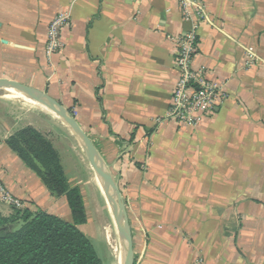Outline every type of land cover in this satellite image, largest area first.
<instances>
[{
  "label": "crops",
  "instance_id": "obj_1",
  "mask_svg": "<svg viewBox=\"0 0 264 264\" xmlns=\"http://www.w3.org/2000/svg\"><path fill=\"white\" fill-rule=\"evenodd\" d=\"M203 1L192 65L223 82L227 98L191 128L163 119L177 78L167 35L190 28L177 1L0 0V78L73 111L119 188L134 264H264V0ZM60 11L70 20L47 60ZM31 125L41 128L0 110V182L20 210L72 221L66 197L6 143ZM14 211L0 199L2 216Z\"/></svg>",
  "mask_w": 264,
  "mask_h": 264
},
{
  "label": "trees",
  "instance_id": "obj_2",
  "mask_svg": "<svg viewBox=\"0 0 264 264\" xmlns=\"http://www.w3.org/2000/svg\"><path fill=\"white\" fill-rule=\"evenodd\" d=\"M7 145L42 179L55 196H65L72 221L46 211L15 209L0 214V264H104L90 238L78 227L86 222L78 187L68 185L59 157L35 129H19Z\"/></svg>",
  "mask_w": 264,
  "mask_h": 264
},
{
  "label": "built area",
  "instance_id": "obj_3",
  "mask_svg": "<svg viewBox=\"0 0 264 264\" xmlns=\"http://www.w3.org/2000/svg\"><path fill=\"white\" fill-rule=\"evenodd\" d=\"M175 1L179 5L182 19L190 23V28L183 34L167 35L175 47L173 65L177 72V78L172 89L170 105L163 119L179 126L195 128L212 113L214 107L227 98V93L223 82L208 79L203 67L194 68L192 65L197 50V29L201 22L207 20L204 1ZM69 20V14L60 11L49 21L45 44L47 60L53 53L61 49L63 43L60 30L68 24ZM251 61L252 55L249 54L248 63ZM0 199L15 209H20L23 206V203L11 195L1 182ZM198 264H201L200 260H198Z\"/></svg>",
  "mask_w": 264,
  "mask_h": 264
},
{
  "label": "rangeland",
  "instance_id": "obj_4",
  "mask_svg": "<svg viewBox=\"0 0 264 264\" xmlns=\"http://www.w3.org/2000/svg\"><path fill=\"white\" fill-rule=\"evenodd\" d=\"M21 95L9 89H0V110L12 111L30 122H38L41 126L39 129L32 125L26 127L35 129L49 141L53 148L54 144L61 146L62 154L54 148L59 162L60 164L65 163L71 181L79 184L84 193L88 221L81 226V230L90 238L104 264H122L123 240L118 221L109 208L80 142L61 116L45 108L39 102L37 103L40 105L29 106L24 98L27 96ZM39 109L45 110L46 114ZM108 236L110 243L107 240ZM111 245L117 247L115 254H113Z\"/></svg>",
  "mask_w": 264,
  "mask_h": 264
},
{
  "label": "water",
  "instance_id": "obj_5",
  "mask_svg": "<svg viewBox=\"0 0 264 264\" xmlns=\"http://www.w3.org/2000/svg\"><path fill=\"white\" fill-rule=\"evenodd\" d=\"M0 89L15 90L27 94L43 102L59 116H61L70 131L80 142L90 162V165L104 191L109 208L118 221L121 237L123 240L122 264H134L135 259L131 226L124 202L122 201L121 195L119 193V188L113 182L110 172L103 163L95 145L93 144L87 133L81 128L72 111L52 98L46 92L29 85L19 83L17 81L0 78ZM102 167L105 168L106 172L103 171Z\"/></svg>",
  "mask_w": 264,
  "mask_h": 264
},
{
  "label": "bare ground",
  "instance_id": "obj_6",
  "mask_svg": "<svg viewBox=\"0 0 264 264\" xmlns=\"http://www.w3.org/2000/svg\"><path fill=\"white\" fill-rule=\"evenodd\" d=\"M12 91H15V90H12ZM15 92H18V91H15ZM18 93H20V95L23 94V95L29 97V98H27V97H25V98L29 101V103H30L31 105H40V104H41V105H43L45 108H47V109L51 110L52 112H54L51 108H49V107H48L47 105H45L43 102H41V101H39V100H37V99H35V98H33V97L27 95V94H24V93H21V92H18ZM23 95H22V96H23ZM23 97H24V96H23ZM30 98H31V99H30ZM32 99H33V100H32ZM37 102H39L40 104H38ZM54 113L57 114L56 112H54ZM57 115H58V114H57ZM58 116H59V115H58ZM93 172H94V171H93ZM94 175H95V173H94ZM95 178H96V180H97L99 186L101 187V185H100V183H99V181H98L96 175H95ZM101 189H102V187H101ZM102 191H103V189H102ZM103 194H104V191H103ZM104 197H105V194H104ZM105 199H106V198H105ZM107 240H108V242L110 243V238H109V236H108ZM111 247H112L113 254H115V253L117 252V247L115 248L113 245H111Z\"/></svg>",
  "mask_w": 264,
  "mask_h": 264
}]
</instances>
